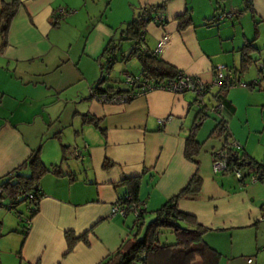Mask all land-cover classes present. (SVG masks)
<instances>
[{
  "label": "crops",
  "instance_id": "crops-1",
  "mask_svg": "<svg viewBox=\"0 0 264 264\" xmlns=\"http://www.w3.org/2000/svg\"><path fill=\"white\" fill-rule=\"evenodd\" d=\"M19 1L3 48L0 36V179L36 150L60 174L49 172L40 179L41 198L29 221L26 202L8 210L3 200L0 264H98L138 223L131 213L110 216L127 191L122 180L140 177L138 199L145 205V218L177 195L196 172L202 178L200 192L179 199L177 209L207 229L203 240L220 254L218 264H264V182L240 186L232 173L211 170L214 152L227 140L240 145L239 155L264 160L254 156L248 139L232 127L236 108L230 89L209 91L207 103L218 99L222 108L196 127L202 107L190 93L154 89L124 104H102L90 95L101 75L106 44L118 43L124 25L149 6H161L165 23L149 22L144 43L155 53L166 36L156 53L163 62L204 81L214 77L217 65L235 70L240 79L248 76L253 63L264 65V0H250V6L245 0ZM58 8L73 12L55 22ZM230 10L239 14L220 22L213 19ZM185 11L192 23L180 29L176 17ZM126 42L119 44L118 61L132 47L124 50ZM248 43L252 48L244 50ZM245 58L251 63L240 73ZM115 62L105 77L124 89L123 76L140 73L141 67L136 61L112 78ZM83 115L99 119L100 128L84 122ZM60 119L63 126L73 127L72 136L56 124ZM218 121L224 122V136L214 132ZM190 136L201 149L211 148L209 154L200 149L198 164L185 157ZM70 147L82 149L83 158H67ZM105 160L112 166L104 169ZM20 206H25V215L18 214ZM67 231L85 234L86 241L69 250Z\"/></svg>",
  "mask_w": 264,
  "mask_h": 264
},
{
  "label": "trees",
  "instance_id": "trees-1",
  "mask_svg": "<svg viewBox=\"0 0 264 264\" xmlns=\"http://www.w3.org/2000/svg\"><path fill=\"white\" fill-rule=\"evenodd\" d=\"M245 3L246 6H250V0H245ZM19 6V0H11L9 2L2 1L0 4V36L2 37V48L6 45L9 24ZM158 12L163 16L161 6L142 7L138 15L126 23L124 28L120 31L118 43H114L113 40H110L106 44L101 54V58L104 60V63L100 65L101 75L91 86L92 91L99 94L107 93L109 95L127 92L132 89L125 84V77L128 75H141L143 79L153 80L156 85L166 83L167 80L179 77L181 74L180 71L159 59L155 53L146 48L144 43V29L149 22L159 26L165 23L164 16L161 21L154 22V15ZM220 12H218L217 15ZM217 15H215L213 19H215L216 22L223 21L219 20ZM176 21L180 29L189 26L192 23L189 11H185L178 15ZM122 41L132 42V47L126 55L123 56L119 54L121 56L119 60L128 61L131 58H135L141 67L140 73H126L123 76L122 83L125 86L124 89L120 88L117 84L112 85L108 83V78L103 76V70L108 72L112 64L118 60L116 53ZM140 44L143 45V48L140 47ZM245 48H252V45L248 43L245 45L244 50ZM242 55L246 56L247 52H243ZM250 60L251 59L247 60L246 58L243 60L241 70H239L240 73L251 63ZM253 83L258 84L259 81ZM226 89H228V87L220 88V92L223 93ZM216 102L220 101L217 99ZM201 110L199 116L202 114L205 116L211 114L204 112V108H201ZM82 120L100 128L99 119L95 118L93 115H83ZM214 132L217 133L218 137L224 136L226 134L224 122L218 121ZM225 145L224 143L221 148L223 149ZM200 149V142H197L191 136L186 139L185 157L188 160L198 164L197 156ZM227 155L228 167L226 173H231L233 168L237 165L236 162L239 160L240 164L237 165V167L243 171L244 175L251 173L257 174L259 181L264 182V160L256 161L247 157L245 154L239 155L238 152L231 150L227 151ZM235 156H237V158L234 160ZM110 166H112V163L107 160L103 162L104 169ZM24 171H28V173L25 174ZM49 172H53L57 175L60 174L59 167L46 166L40 158L39 150H36L5 178L0 179V188L3 189L2 199L7 201L6 208L8 210H14L16 206L20 205L22 202H26L31 210L28 221L31 220L37 211L38 201L41 198L38 187L39 181ZM121 183L126 186L127 191L118 201L126 205L139 202L138 190L141 184L140 177L125 178ZM201 185L202 178L196 172L177 195L168 199L161 207L154 211V216L149 221H145L143 212L138 223L134 226L133 233L124 239L114 252L109 253L98 264H218L220 254L203 240V235L207 229L199 225L192 215L182 213L177 209L178 200L196 197L201 190ZM126 195L129 196L128 200L124 199ZM165 229L170 230L173 234V242H160V232ZM65 239L69 250L72 249L77 241H86L85 234L75 236L71 231L65 232Z\"/></svg>",
  "mask_w": 264,
  "mask_h": 264
},
{
  "label": "built area",
  "instance_id": "built-area-1",
  "mask_svg": "<svg viewBox=\"0 0 264 264\" xmlns=\"http://www.w3.org/2000/svg\"><path fill=\"white\" fill-rule=\"evenodd\" d=\"M143 11V9H142ZM73 11L66 8H58L57 17L54 19L55 22H58L60 18L66 17L70 15ZM239 13L230 10L228 12H220L217 15L219 20H224L226 18H232L238 15ZM163 16L160 12L154 15V22L161 21ZM167 37L164 36L160 42L158 43L157 48L155 49V54L158 53L166 41ZM140 47L143 48V45L140 44ZM259 71L261 72V77H264V65L259 64ZM234 71L228 70L224 66H217L214 68V77L210 81H204L197 76H190L181 73L178 78L167 80L166 83L162 84H154L153 80L143 79L141 75H128L125 77V84L132 88L127 92L109 95L107 93H96L90 90V95L99 103L102 104H124L129 102L137 97L143 96L146 93L154 90V89H163L168 90L173 93L183 94L190 93L194 97L195 103L204 108V112L206 113H216L219 109L222 108V104L220 102H216L213 105H208L205 103V97L209 93L211 89L216 88H224L231 87L234 80ZM256 83V81H254ZM244 86V85H243ZM206 116L204 114L200 115L194 127L199 126L204 120ZM160 123H163L164 120H160ZM193 132V131H192ZM240 145L234 140H227L225 147L222 149H218L214 152V159L211 164V170L213 174H222L226 173L228 167V155L227 151L231 150L237 152L240 150ZM67 158H77L82 159V149L77 147H70L66 151ZM237 165L240 164L238 160L236 162ZM234 167L231 171L232 175L238 181L240 186H245L247 184H253L259 181V177L257 174L251 173L244 175L243 171L238 167ZM3 189L0 188V207L3 206ZM32 198V197H29ZM124 199L128 200L129 196H124ZM145 210V205L143 202L132 203L130 205L122 204L121 202H117L110 212V216L121 215L125 216L127 213H131L134 216L135 223H137ZM248 262L251 259H247Z\"/></svg>",
  "mask_w": 264,
  "mask_h": 264
},
{
  "label": "rangeland",
  "instance_id": "rangeland-1",
  "mask_svg": "<svg viewBox=\"0 0 264 264\" xmlns=\"http://www.w3.org/2000/svg\"><path fill=\"white\" fill-rule=\"evenodd\" d=\"M243 14L244 13L241 12V15ZM131 45L132 42H126V44L123 45V49L127 50L128 46ZM136 61L135 58H131L128 61L117 60L109 72L110 76L112 78L122 76V68L133 67L134 64H137ZM255 64L256 63H253L250 67L248 76L246 75L245 77H242V79L238 78L236 71L232 69L234 71L235 82L228 89H230V96L233 99L230 98L233 100L236 108L231 122L232 127L234 126L241 132V134H243L244 138L248 139L247 145L249 149L253 151L254 156L257 159H262L264 158V78H258L260 71L257 66L258 63ZM106 72L107 71L105 70L103 71V76L107 75ZM252 75L254 76L250 77ZM248 77L250 79H246ZM254 81H259V83L254 84ZM206 100L207 98L205 99V103L210 105ZM55 121H57V119ZM56 124L61 126V130L65 131L66 135L72 136L73 127H70L67 124L63 126L62 119ZM210 150L211 148L209 146L201 149V151H205V154H209ZM4 210L6 209L4 208ZM17 211L20 216L25 215V206H20ZM153 216L154 212L148 211L145 221H149ZM159 240L161 243H171L174 241V236L170 230L165 229L160 232Z\"/></svg>",
  "mask_w": 264,
  "mask_h": 264
},
{
  "label": "water",
  "instance_id": "water-1",
  "mask_svg": "<svg viewBox=\"0 0 264 264\" xmlns=\"http://www.w3.org/2000/svg\"><path fill=\"white\" fill-rule=\"evenodd\" d=\"M237 158V156L234 157V160Z\"/></svg>",
  "mask_w": 264,
  "mask_h": 264
}]
</instances>
